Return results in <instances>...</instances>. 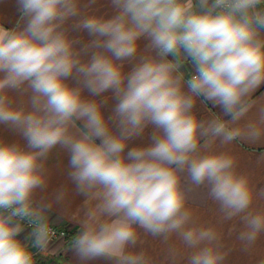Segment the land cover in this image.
<instances>
[{
    "label": "clouds",
    "instance_id": "obj_1",
    "mask_svg": "<svg viewBox=\"0 0 264 264\" xmlns=\"http://www.w3.org/2000/svg\"><path fill=\"white\" fill-rule=\"evenodd\" d=\"M94 2L17 0L23 27L0 24V124L26 142L0 138V264H36L30 247L48 249L52 204L35 194L47 187L46 160L58 145L87 197L70 244L81 261L153 264L145 252L126 250L139 228L164 240L176 235L174 260L191 249L187 264H223L220 233L198 222L185 180L208 189L223 219L243 221L246 247L264 232V209L254 207L264 189L255 191L235 155L211 150L217 140L264 139V104L253 98L264 84V0H110L109 18L85 11ZM70 31L91 39L82 44ZM184 63L194 69L187 79ZM109 90L116 103L106 117V100L93 97ZM198 98L229 119L198 118ZM253 108L256 118L241 123ZM149 125L151 144L125 152ZM26 224L30 243L18 239Z\"/></svg>",
    "mask_w": 264,
    "mask_h": 264
},
{
    "label": "crops",
    "instance_id": "obj_2",
    "mask_svg": "<svg viewBox=\"0 0 264 264\" xmlns=\"http://www.w3.org/2000/svg\"><path fill=\"white\" fill-rule=\"evenodd\" d=\"M88 3L89 0H81L82 5H87ZM85 11L88 14L106 18L115 14V10L110 5V0H95ZM0 24H3L8 29L15 28L18 24L23 27L17 0H0ZM69 24H71V21H69ZM70 36L79 38L82 44L87 43L91 39L86 31H70ZM139 43L143 50L148 41L141 38ZM80 46L77 45V47ZM134 63L135 61L132 63L125 62L124 71H130ZM180 70L185 73L186 79L194 72L191 63H184ZM72 83L74 84L75 82ZM11 95L16 99L17 103L26 102L27 100L26 96H20L16 92H12ZM84 95L89 96L87 90H85ZM93 98L106 100L102 110L106 117L112 114L116 101L111 90ZM253 98L259 102L257 107H259V104H264V84L255 91ZM193 111L200 119H210L213 114L225 120L229 119V117L223 115L222 110L218 106H214L211 102L202 98L196 100ZM256 114L257 108H253L248 117L241 123H246L249 119H255ZM77 124L81 127L83 126L80 121H77ZM154 131V126L149 125L141 136L134 137L128 142L125 152L135 146L150 145ZM0 138L8 143H26L16 130L3 124H0ZM211 150L216 152L227 151L235 155L238 159L239 171L249 176L255 191L259 193L261 189H264V139L258 142L237 139L227 145H222L217 140L211 145ZM46 169L48 175L47 187L42 191L38 190L35 194V199L52 204L51 209L47 213L48 223L58 228L68 229L71 237H75L81 230L80 221L84 219V212L86 211L84 202L87 197L77 192L75 184L68 176L70 170L68 152L59 145L56 146L47 157ZM184 175L186 176V173ZM185 186L191 188L188 206L197 211L198 222L215 226L220 233L219 243L222 246V250L227 252L223 264H261V261H264V232H261L254 244L246 247L245 242L239 239V235L245 227L243 221L239 217L230 220L223 219L219 205L209 197L206 187L192 186L187 180H185ZM60 191L65 192L64 199L56 202L55 197ZM254 207L264 209V199H257ZM31 230L25 227L18 239L22 242L30 243L29 234ZM138 232L140 233L139 239L134 246H129L126 249L127 251H143L151 257L153 264H187V255L191 252V249L184 252L182 258L177 257L175 260L169 254L170 248L180 245L176 235L164 240L162 237H153L150 234H145L143 229L138 228ZM70 244V238H59L53 241L50 240L48 249L44 253H41L35 247H30L29 250L33 253L36 264H116L115 260L105 257L81 261L71 249Z\"/></svg>",
    "mask_w": 264,
    "mask_h": 264
},
{
    "label": "built area",
    "instance_id": "obj_3",
    "mask_svg": "<svg viewBox=\"0 0 264 264\" xmlns=\"http://www.w3.org/2000/svg\"><path fill=\"white\" fill-rule=\"evenodd\" d=\"M49 225L51 227L50 240L53 241V240H56V239H59V238H64V237L70 238L71 240L73 239V237H71V233L67 229H65V228H58V227H56L54 225H51V224H49ZM25 227L27 229H31V227L28 226L27 224H26Z\"/></svg>",
    "mask_w": 264,
    "mask_h": 264
},
{
    "label": "rangeland",
    "instance_id": "obj_4",
    "mask_svg": "<svg viewBox=\"0 0 264 264\" xmlns=\"http://www.w3.org/2000/svg\"><path fill=\"white\" fill-rule=\"evenodd\" d=\"M50 224V223H49ZM51 225H53V224H51ZM66 229V228H65ZM68 230V229H67ZM69 231V230H68ZM70 232V231H69ZM65 239H66V237H64Z\"/></svg>",
    "mask_w": 264,
    "mask_h": 264
}]
</instances>
